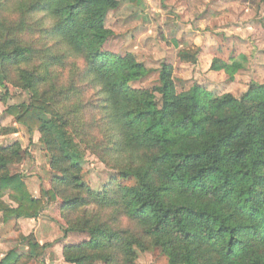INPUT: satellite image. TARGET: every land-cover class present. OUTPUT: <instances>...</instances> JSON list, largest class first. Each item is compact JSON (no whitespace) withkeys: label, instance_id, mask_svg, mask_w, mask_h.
<instances>
[{"label":"trees","instance_id":"1","mask_svg":"<svg viewBox=\"0 0 264 264\" xmlns=\"http://www.w3.org/2000/svg\"><path fill=\"white\" fill-rule=\"evenodd\" d=\"M10 2L0 0V11ZM18 2L26 5L23 15L0 24V90L13 85L30 93L29 102L8 105L6 113L40 133L54 175L36 198L9 168L22 159L20 145L0 148L3 222L38 219L59 202L64 237L89 235L63 247L66 264H137L140 253L157 249L168 264H264V84L241 98L199 85L178 93L174 68L164 63L158 86L135 89L131 83L151 71L132 54L103 51L118 0ZM65 45V52L55 49ZM77 53L85 69L59 88L56 68ZM212 69L233 78L241 65L215 60ZM77 80L98 89V142L82 134ZM88 150L116 172L102 191L83 179ZM91 205L108 211L89 216ZM22 239L27 252L11 250L0 264H30L50 245Z\"/></svg>","mask_w":264,"mask_h":264},{"label":"rangeland","instance_id":"2","mask_svg":"<svg viewBox=\"0 0 264 264\" xmlns=\"http://www.w3.org/2000/svg\"><path fill=\"white\" fill-rule=\"evenodd\" d=\"M118 1L119 8L107 17L106 26L113 35L103 46V51L124 57L132 54L151 71L148 76L132 82L133 88L153 89L158 86L164 63L174 68L173 80L178 93L199 85L216 95L230 93L241 98L252 85L264 84L263 0H145L141 5L131 0ZM44 41L49 46H56L54 42ZM63 48L58 46L55 49L62 53L66 51ZM215 60L236 61L241 69L231 78L223 71L212 69ZM84 69L83 59L68 58L64 65L56 68L55 77L60 75L56 85L59 88L70 86L72 76ZM76 86L78 91L73 102H80L85 108L78 120L82 134L85 139L98 142L100 129L93 125L100 120L94 103L98 89L79 80ZM156 96L161 106L162 97L160 94ZM30 98L29 92L13 85H8L7 93L0 90V148L15 143L20 145L22 159L9 168L12 174L23 176L34 195L48 184L51 186L54 174L50 154L37 130L29 132L6 113L8 105L29 102ZM115 177V170L104 164L99 156L91 150L86 152L83 179L94 191H102ZM59 204L50 205L46 209L48 213L41 216L54 224L56 230L42 234L44 244L50 245L42 259L30 264H66L63 247L89 240V235L84 233H70L64 237L66 223L61 217ZM2 224L0 214V261L11 250L20 251L26 246L22 241L25 236L10 237L22 230L16 219L6 226ZM30 235L35 237L32 233L27 236ZM5 239L16 249H9L11 244ZM137 264H168V259L157 249L140 253Z\"/></svg>","mask_w":264,"mask_h":264},{"label":"crops","instance_id":"3","mask_svg":"<svg viewBox=\"0 0 264 264\" xmlns=\"http://www.w3.org/2000/svg\"><path fill=\"white\" fill-rule=\"evenodd\" d=\"M49 188H50V186L48 184L47 189H49ZM39 196H40V191L34 193V197L38 198ZM46 213H48L47 210L43 214H46ZM10 222H12V220H10L7 223L3 222V224L6 226ZM17 223H19L21 225L22 230L19 233H13V235H11L10 237L17 236L18 234L22 235V236H27L28 234L32 233L35 235V237L39 240V242L41 244H44V242H43L44 238H43L42 234L47 235V231L51 232L52 230L53 231L56 230L53 226L54 224L50 223L44 217H40L38 219H21V220H17ZM5 242H8V240L5 239ZM8 243L11 244V247H9V249H16L15 246H12L11 242H8ZM27 249H28L27 246H25V249L20 250V251L18 249L17 250L19 251V253H26Z\"/></svg>","mask_w":264,"mask_h":264},{"label":"clouds","instance_id":"4","mask_svg":"<svg viewBox=\"0 0 264 264\" xmlns=\"http://www.w3.org/2000/svg\"><path fill=\"white\" fill-rule=\"evenodd\" d=\"M26 5H23L18 2V0H11V2L2 10L0 11V24H3L5 27L10 25L15 20L19 19L23 15V9ZM68 45H65L62 50H66ZM74 59L82 60L81 54H75ZM81 213L84 212V209L80 210ZM108 210H101L95 205H91L88 207L87 212L89 216L93 213H100L101 215H105Z\"/></svg>","mask_w":264,"mask_h":264}]
</instances>
